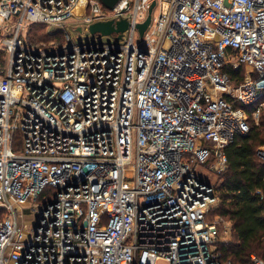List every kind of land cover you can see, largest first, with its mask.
I'll list each match as a JSON object with an SVG mask.
<instances>
[{"label": "built area", "instance_id": "built-area-1", "mask_svg": "<svg viewBox=\"0 0 264 264\" xmlns=\"http://www.w3.org/2000/svg\"><path fill=\"white\" fill-rule=\"evenodd\" d=\"M263 91L264 0H0V264H232L207 175Z\"/></svg>", "mask_w": 264, "mask_h": 264}, {"label": "trees", "instance_id": "trees-1", "mask_svg": "<svg viewBox=\"0 0 264 264\" xmlns=\"http://www.w3.org/2000/svg\"><path fill=\"white\" fill-rule=\"evenodd\" d=\"M47 25L34 24L28 31L30 44L51 39ZM232 79H244V67L227 68ZM264 102V91L257 104ZM256 105L248 106L250 132L238 137L226 148L228 165L220 175L218 188L221 202L215 213L232 223L233 241L222 245L225 261L232 264H254L252 254L264 259V201L258 190L264 193V160L258 150L264 146V107L258 123L252 118Z\"/></svg>", "mask_w": 264, "mask_h": 264}, {"label": "rangeland", "instance_id": "rangeland-1", "mask_svg": "<svg viewBox=\"0 0 264 264\" xmlns=\"http://www.w3.org/2000/svg\"><path fill=\"white\" fill-rule=\"evenodd\" d=\"M159 10H160V7H157V9L155 10L154 14L155 15H158L159 13ZM73 24V23H71ZM69 30L71 31L72 33V36L75 37L76 39L79 38V31L75 30V29H70ZM63 31V30H61ZM61 31H57L55 32V30H51L49 27L47 29V33L50 34V36L52 37L51 39L49 38V36H47V39L43 42H40V43H37V44H32V45H39V44H42V43H50L52 41H59V42H63L65 39H64V35L62 34ZM86 33V32H85ZM105 40H110V38H106ZM30 43V42H29ZM241 67H244V72H245V76H244V79L242 81H245L246 80V73L248 71V67L246 66H240L239 69ZM261 116V115H260ZM260 116L256 117L255 119L253 118V120L258 123L259 120H260ZM199 173L202 174L203 176L206 175L207 173L205 172V170L199 168L198 169ZM207 179L210 180L211 182L215 183L216 185L218 183H220L221 181V178H220V175H216L214 173H212L211 175H207ZM22 205V208L23 209H29L30 208H34L36 205H33V201H28V202H25ZM31 214L29 215H25L22 219H21V223L23 225H25L28 229L31 228V225L33 224V222L36 220V215H35V211L32 210ZM220 216L219 214H216L215 212H212L211 213V218L212 219H216V217ZM220 224H221V228L223 229V236H222V239H223V244L222 245H225V244H228L230 242L233 241V230L230 232L229 231V228L232 229V225L230 224V221L226 218H220ZM228 227V228H227ZM227 229H228V232H227ZM160 264H165L164 262H160Z\"/></svg>", "mask_w": 264, "mask_h": 264}, {"label": "water", "instance_id": "water-1", "mask_svg": "<svg viewBox=\"0 0 264 264\" xmlns=\"http://www.w3.org/2000/svg\"><path fill=\"white\" fill-rule=\"evenodd\" d=\"M108 8H113V6L117 3L118 0H101ZM155 6V3L150 8V14L148 19L139 25L140 33L141 35L144 34L145 30L147 29L148 25L151 22V13L153 11V7ZM128 27V21L123 19L116 24L113 21L108 22H98L94 23L90 27L91 33L95 34L97 32L102 33L103 35H110L113 32H123ZM81 30V29H79Z\"/></svg>", "mask_w": 264, "mask_h": 264}]
</instances>
